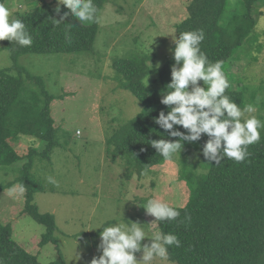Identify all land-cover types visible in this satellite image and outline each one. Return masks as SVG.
Wrapping results in <instances>:
<instances>
[{
  "label": "rangeland",
  "instance_id": "374dc122",
  "mask_svg": "<svg viewBox=\"0 0 264 264\" xmlns=\"http://www.w3.org/2000/svg\"><path fill=\"white\" fill-rule=\"evenodd\" d=\"M35 1L7 0L4 4L11 13L10 22L33 8ZM46 1L56 6V0ZM187 2L105 0L90 51L28 53L19 58V63L41 76L47 91L55 95L51 115L58 144L49 159L35 156L31 170L44 188L34 193L32 202L40 213L53 214L55 241L39 244L45 226L22 212L25 189L17 182L0 190V223H9L14 239L40 263L53 261L58 245L66 264H90L94 256L101 254L97 250L101 229H93L114 223L130 225L138 221L147 236L142 245L150 243L157 232L152 223L154 217L143 208L147 200L154 198L168 205L184 206L192 196L194 183L207 171L209 162L200 154L202 146L198 143L186 144L170 161L164 160L141 175L134 167L128 168L127 175L124 157L114 154V144L107 145L113 132L143 108L130 91L120 88L114 60L145 55L151 66L161 68L174 44V24L186 16ZM253 14L254 31L234 50L223 69L231 87L243 89L244 107L251 103L258 109L246 117L256 115L264 121V7H256ZM1 46L2 41L0 69L12 64L8 50ZM24 81L29 80L24 76ZM143 81L148 87L160 86L154 72ZM260 135L264 136V129ZM45 145L38 138L21 135L13 143L21 157L29 148L42 151ZM27 160L23 157L11 164H0V185L14 181ZM48 177L56 183H50ZM142 255L136 253L137 260ZM152 264L174 263L157 258Z\"/></svg>",
  "mask_w": 264,
  "mask_h": 264
},
{
  "label": "trees",
  "instance_id": "16d2710c",
  "mask_svg": "<svg viewBox=\"0 0 264 264\" xmlns=\"http://www.w3.org/2000/svg\"><path fill=\"white\" fill-rule=\"evenodd\" d=\"M6 1L0 0L3 3ZM35 2L33 8L17 18L24 22L33 38L31 47H21L8 40H3L1 46V49L8 50L12 64L0 69V164H11L23 157L28 160L22 164L16 179L0 185V190L15 182L25 189L22 212H27L45 226L39 243L43 245L55 241L56 222L53 214L40 213L32 202L34 193L44 188L31 170L35 156L49 159L58 144L51 115V102L55 95L47 91L41 76L30 73L19 63V58L28 53L90 51L97 36L98 16L105 0H93L97 8L95 22L81 23L69 16L58 26L54 25L52 18L59 19L67 9L61 6L60 14H57L54 11L56 6L51 2ZM256 7L263 8L264 0H188L186 16L174 24L176 36L203 29L205 39L200 45L201 51L210 61H221L223 69L234 50L254 31L256 17L253 10ZM66 34L70 39H66ZM174 47L173 44L171 49ZM173 63L172 51L161 68L151 66L145 55H132L113 62L120 88L130 91L143 106L140 113L116 129L107 141V145L114 144V154L120 153L124 157L127 175L129 167H134L141 175L144 170L164 161L148 141L170 139L153 123V117L162 109L167 111L160 98L162 90L170 82ZM223 71L229 81L226 70ZM153 72L158 76V88L148 87L143 81ZM24 76L30 82L25 83ZM229 85L226 94L243 109V89L232 88L230 81ZM20 135L38 138L46 145L42 151L29 148L21 157L13 146L15 137ZM207 139V136H202L201 140L190 144L202 146ZM248 152V157L240 163L227 158L218 165L208 163L207 171L194 183L187 204L180 207L169 205L177 209L180 216L172 222L153 223L157 234L173 233L181 241V247L169 246L167 259L170 262L264 264V136L250 145ZM56 246L57 257L45 264H66ZM0 258L5 264H43L14 239L9 223H0Z\"/></svg>",
  "mask_w": 264,
  "mask_h": 264
},
{
  "label": "clouds",
  "instance_id": "9594fccd",
  "mask_svg": "<svg viewBox=\"0 0 264 264\" xmlns=\"http://www.w3.org/2000/svg\"><path fill=\"white\" fill-rule=\"evenodd\" d=\"M61 6L67 11L59 19L52 18L54 25H61L69 16L81 23L95 22L97 19L93 0H56L54 11L57 14H60ZM10 15L9 9L0 2V41L8 40L21 47H31L33 38L24 22L20 19L10 22ZM66 39H70L67 34ZM204 39L203 29L182 32L178 38L172 36L175 47L171 49L174 60L170 70L171 79L160 98L167 111L162 109L153 117V123L170 139L160 138L148 143L165 161H170L174 154L181 153L185 143H194L207 136L200 154L209 163L218 165L225 158L240 163L248 157V147L260 141L264 121L256 115L246 117V114L258 111L256 106L249 103L241 109L226 94L230 85L222 62L210 61L201 51L200 45ZM181 128L185 131H181ZM80 134L77 130V135ZM48 180L56 183L52 177H48ZM143 208L146 214L155 218L152 223L172 222L180 216L177 209L159 199H148ZM96 229H101L97 245L101 254L94 256L90 264H152L157 258H168L169 246L181 247L177 235L163 232L150 239V243L142 245L147 236L138 221L130 225L114 223L93 230ZM138 252L143 253L140 260L136 258ZM0 264H5L2 258Z\"/></svg>",
  "mask_w": 264,
  "mask_h": 264
}]
</instances>
